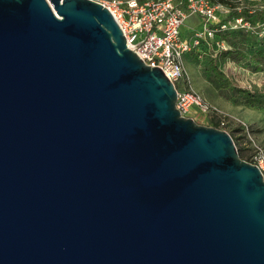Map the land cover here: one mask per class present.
I'll return each mask as SVG.
<instances>
[{"label": "water", "instance_id": "water-1", "mask_svg": "<svg viewBox=\"0 0 264 264\" xmlns=\"http://www.w3.org/2000/svg\"><path fill=\"white\" fill-rule=\"evenodd\" d=\"M98 0H0V264H264V174L176 107Z\"/></svg>", "mask_w": 264, "mask_h": 264}, {"label": "built area", "instance_id": "built-area-1", "mask_svg": "<svg viewBox=\"0 0 264 264\" xmlns=\"http://www.w3.org/2000/svg\"><path fill=\"white\" fill-rule=\"evenodd\" d=\"M113 14L126 37L127 45L151 66H159L174 82L177 97L176 107L181 114L197 117L217 116L220 128L227 130L231 121L240 122L244 131L249 125L234 116H226L212 105L203 94L193 88H180L178 81L185 73L184 57L188 51L199 47L202 41L214 45V55L226 49V42L216 38V31L246 26L249 21L243 17H221L218 10L227 11L224 5L213 0H98ZM198 12L206 20L202 29H194L189 36H183L181 25L185 17ZM212 119V118H211ZM210 119V120H211ZM209 120V121H210ZM197 121V120H196ZM213 122V120H212ZM211 122V123H212ZM209 125V124H208ZM212 125V124H211ZM253 141L252 153L248 160L256 163L264 174V144ZM237 146V144H236ZM238 147V146H237ZM245 147V146H244ZM249 148L248 146L245 149Z\"/></svg>", "mask_w": 264, "mask_h": 264}, {"label": "rangeland", "instance_id": "rangeland-1", "mask_svg": "<svg viewBox=\"0 0 264 264\" xmlns=\"http://www.w3.org/2000/svg\"><path fill=\"white\" fill-rule=\"evenodd\" d=\"M223 5L227 11L219 9L218 12H221L223 17H230L229 14L235 11L241 12L249 10L250 12H254L262 10L264 9V0H231L230 4L224 2ZM205 20L206 18L198 12L187 15L180 28L182 35L187 37L190 35L189 30L202 29ZM250 26L252 29H259V35L263 34L264 23L261 20L253 25L250 23ZM191 51L185 54V73L178 81L179 87L193 88L200 91L212 105L218 107L226 116H234L244 120L249 125V132L244 131V128L237 120L231 121L228 126L230 130L239 127V129L235 131V136L238 137L237 141L240 146L249 147L243 150L247 158H249L253 147V141L250 140V137H252L255 142L264 144V110L252 108L242 102H237L228 96L227 89L218 88L209 76L208 70H206L207 60L198 62ZM218 62L225 75H228L234 83L240 86L253 88L256 85L260 86L264 83V71L262 70L252 71L247 67H243L227 59H219ZM216 118L219 119L217 116L209 117V115H207L206 117H197L196 120L200 123L211 125L213 124L212 120L215 121L217 120ZM223 126H226L225 129H227V122L226 125Z\"/></svg>", "mask_w": 264, "mask_h": 264}, {"label": "trees", "instance_id": "trees-1", "mask_svg": "<svg viewBox=\"0 0 264 264\" xmlns=\"http://www.w3.org/2000/svg\"><path fill=\"white\" fill-rule=\"evenodd\" d=\"M213 1L222 4L224 2L227 4L231 3V0ZM229 15L230 18L243 17L252 25L259 20L264 23V9L254 12L249 10L235 11ZM216 38L224 40L227 48L214 55V45H208L205 41H202L199 47L193 49L191 53H193L198 62L207 60L206 70H208L209 76L218 88L227 89L228 96L233 98V100L242 102L252 108L264 110V83L253 88L240 86L234 83L228 75H225L218 62L219 59H227L252 71H264V30L263 34L259 35V29H252L246 26L232 28L228 25L225 29L216 31ZM212 125L219 126V122L213 121ZM236 129H239V127L231 129L230 132L238 146L240 156L248 160L243 151L245 147L240 146L237 141L238 137L235 136Z\"/></svg>", "mask_w": 264, "mask_h": 264}, {"label": "crops", "instance_id": "crops-1", "mask_svg": "<svg viewBox=\"0 0 264 264\" xmlns=\"http://www.w3.org/2000/svg\"><path fill=\"white\" fill-rule=\"evenodd\" d=\"M176 1H177V2H181V1H183V0H176ZM218 14H219L221 17H223L221 12H218ZM224 16H225V15H224ZM193 30H194V29L189 30V31H190L189 34H191ZM240 103H241V102H240ZM227 112H228V111H227ZM234 115H235V114H234Z\"/></svg>", "mask_w": 264, "mask_h": 264}]
</instances>
